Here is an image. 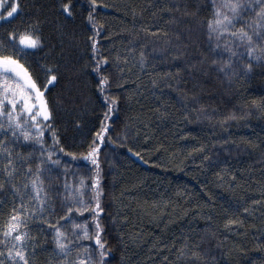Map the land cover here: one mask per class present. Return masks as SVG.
<instances>
[{"label":"trees","instance_id":"1","mask_svg":"<svg viewBox=\"0 0 264 264\" xmlns=\"http://www.w3.org/2000/svg\"><path fill=\"white\" fill-rule=\"evenodd\" d=\"M52 3L22 0V14L11 23L0 22V39L6 30H22V21L34 14L43 19ZM174 4H179L181 11L187 4L189 16L184 20L193 29L191 38L205 44L197 21L210 14L209 0H97L93 13L102 26L96 36L98 54L110 63L117 54L129 60L122 75L113 67L117 83L109 90V95L121 99L108 119L114 129L109 135L116 143L102 145L101 152V203L106 213L101 220L107 229L106 238L122 264H196L187 255L180 257L176 249L181 248L185 236L191 240L207 229L211 235L201 247L208 251L211 264H264V67L254 66L249 76L230 89L211 69L199 82L182 80L183 87L178 89L164 75L174 71V53L170 55L171 50L149 40L145 53L148 62L142 69L136 60L139 46L130 45V39L143 43L145 28L167 31V9ZM88 5L89 0H79L73 19L59 17L77 34L74 55L82 64L89 60L86 36L92 34L84 19ZM171 14L180 13L174 9ZM53 15L54 10L48 18L53 19ZM42 34L43 48L21 53V63L34 75L37 62L60 67L67 59L60 55L58 41L47 23ZM127 46H133L134 51L126 52ZM153 48L160 51H151ZM152 80H156L155 85ZM65 84V80L53 83L45 93L53 108L52 126L64 149L61 166L51 172L53 192L65 174L88 175V168L79 160L74 162L68 153L79 158L91 139L90 131L103 118L92 76L78 85L82 96L75 105L68 103ZM186 91L190 94L184 95ZM61 99L64 103L58 105ZM158 100L163 104L159 110ZM229 112L237 118L225 120ZM77 119L81 121L79 130L73 124ZM45 141L51 143L47 133ZM19 151L38 153V146L33 149L31 142H22ZM137 152L139 157L134 154ZM245 207L248 212L242 211ZM226 215L238 223L226 225ZM28 227L37 241L33 264H56L58 258L51 253V237L42 230L41 219L31 218Z\"/></svg>","mask_w":264,"mask_h":264},{"label":"snow or ice","instance_id":"2","mask_svg":"<svg viewBox=\"0 0 264 264\" xmlns=\"http://www.w3.org/2000/svg\"><path fill=\"white\" fill-rule=\"evenodd\" d=\"M21 2L0 0V22L11 23L20 16L23 12ZM77 3L79 0H53L49 12L54 10L53 19L48 18L49 14L43 19L34 14L22 21V30H6L4 38L0 39V264L5 261L8 264H33L31 258L35 255L37 241L28 227L33 217L41 219L42 230L51 237L49 243L51 253L58 258L56 264H111L113 260L122 264V258L117 259L109 245L107 229L101 220V216L106 215L101 203L104 195L101 152L102 145L116 143L109 135L114 129L109 126L108 119L117 110L121 98L109 95V90L117 83L112 69L115 67L122 75L123 65L129 60L128 56L117 54L110 63L107 57L98 54L96 36L102 26L97 24L93 14L97 0H89V11L84 18L92 33L86 36L89 60L82 64L75 57L77 34L59 17L63 16L65 21L73 19ZM209 3L210 14L197 21L205 44H198L191 38L193 29L184 20L189 16L187 4L182 11L179 4L167 9V31L159 27L145 28L143 43L130 39V45L139 46L136 60L141 68L148 62L145 53L149 40L159 42L166 51L171 50L170 55L174 53V71L164 75L178 89L183 87L182 80L197 79L199 82V78L207 77L209 69L230 89L234 83L249 76L254 66L264 67V0H209ZM174 9L180 14L172 15ZM45 23L52 28L60 55L67 59L60 67L37 62L34 75L21 63V53L44 47L42 29ZM125 51L132 53L134 47L127 46ZM151 51L157 52L160 48ZM89 75L95 80V90L102 101L103 118L98 127L90 131L91 139L86 142L80 157L68 153L74 162L79 160L88 168V175L73 173L69 177L65 174L53 192L51 172L61 166L60 154L64 149L52 126L53 108L45 93L49 85L65 80L68 103L75 105L82 96L78 85ZM151 83L155 85L156 80ZM189 94L184 92V95ZM56 103L59 105L64 101L61 99ZM251 103L255 105L256 101ZM157 105L158 110L163 107L159 100ZM236 118L232 112L224 116L225 120ZM73 124L80 129V120H73ZM45 133L51 143H46ZM117 136L127 139L120 133ZM22 142H31L33 149L38 146V153L20 152ZM134 154L139 157L138 152ZM63 166L68 168L67 164ZM242 211L248 212V208H242ZM207 219L211 221V216ZM225 223L232 225L238 221L226 215ZM208 235L211 234L204 229L203 235H195L191 240L185 236L181 248L176 249L179 256L187 255L196 264L208 261V251L201 247Z\"/></svg>","mask_w":264,"mask_h":264}]
</instances>
